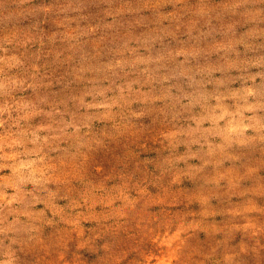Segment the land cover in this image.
Instances as JSON below:
<instances>
[{"label": "rangeland", "instance_id": "obj_1", "mask_svg": "<svg viewBox=\"0 0 264 264\" xmlns=\"http://www.w3.org/2000/svg\"><path fill=\"white\" fill-rule=\"evenodd\" d=\"M0 264H264V0H0Z\"/></svg>", "mask_w": 264, "mask_h": 264}]
</instances>
